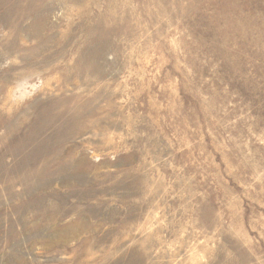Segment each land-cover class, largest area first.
<instances>
[{"label":"rangeland","instance_id":"rangeland-1","mask_svg":"<svg viewBox=\"0 0 264 264\" xmlns=\"http://www.w3.org/2000/svg\"><path fill=\"white\" fill-rule=\"evenodd\" d=\"M0 264H264V0H0Z\"/></svg>","mask_w":264,"mask_h":264}]
</instances>
